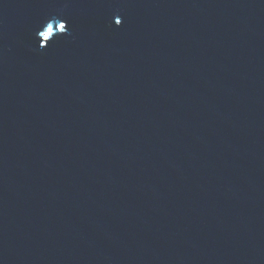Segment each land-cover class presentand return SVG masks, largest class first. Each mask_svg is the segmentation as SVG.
I'll return each instance as SVG.
<instances>
[{
    "label": "water",
    "instance_id": "1",
    "mask_svg": "<svg viewBox=\"0 0 264 264\" xmlns=\"http://www.w3.org/2000/svg\"><path fill=\"white\" fill-rule=\"evenodd\" d=\"M0 264H264V0H0Z\"/></svg>",
    "mask_w": 264,
    "mask_h": 264
},
{
    "label": "snow or ice",
    "instance_id": "2",
    "mask_svg": "<svg viewBox=\"0 0 264 264\" xmlns=\"http://www.w3.org/2000/svg\"><path fill=\"white\" fill-rule=\"evenodd\" d=\"M116 23H117V24H121V23H122V20H121L120 18H117V19H116ZM58 27H59V29H60L61 31H65V29H66V24H64V23H60V24L58 25ZM52 32H53V26H52L51 24H48V26H47V32L42 33V34L45 35V36L47 37L48 35L52 34Z\"/></svg>",
    "mask_w": 264,
    "mask_h": 264
}]
</instances>
